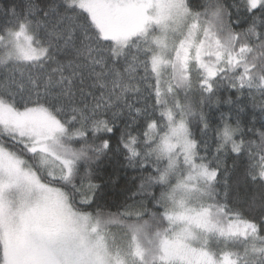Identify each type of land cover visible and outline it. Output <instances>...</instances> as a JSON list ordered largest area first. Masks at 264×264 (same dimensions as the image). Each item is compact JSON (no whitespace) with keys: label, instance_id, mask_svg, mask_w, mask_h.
<instances>
[{"label":"snow or ice","instance_id":"snow-or-ice-1","mask_svg":"<svg viewBox=\"0 0 264 264\" xmlns=\"http://www.w3.org/2000/svg\"><path fill=\"white\" fill-rule=\"evenodd\" d=\"M0 264H264V0H0Z\"/></svg>","mask_w":264,"mask_h":264},{"label":"trees","instance_id":"trees-1","mask_svg":"<svg viewBox=\"0 0 264 264\" xmlns=\"http://www.w3.org/2000/svg\"><path fill=\"white\" fill-rule=\"evenodd\" d=\"M229 92H222V96L229 95ZM228 106L221 104L219 108L212 106L211 108H206L205 111L209 112L210 116L213 119V122H217L219 118V113L221 111H227ZM251 107L249 106L246 112L243 114V119L245 121L251 118ZM100 173L103 177V180H108L109 176H112L116 179L115 186H110V192H116L119 194L120 188L125 184L126 181L130 180L133 176L136 175L134 169L127 167V161H125L122 157L118 159H105L100 166ZM98 183H102V181H97Z\"/></svg>","mask_w":264,"mask_h":264}]
</instances>
